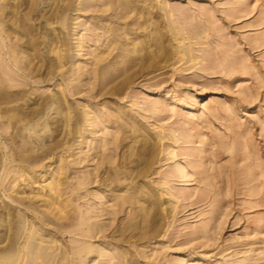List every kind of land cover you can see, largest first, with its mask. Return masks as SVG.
Segmentation results:
<instances>
[{"label": "rangeland", "instance_id": "obj_1", "mask_svg": "<svg viewBox=\"0 0 264 264\" xmlns=\"http://www.w3.org/2000/svg\"><path fill=\"white\" fill-rule=\"evenodd\" d=\"M0 4L5 244L26 220L64 264H264V0Z\"/></svg>", "mask_w": 264, "mask_h": 264}, {"label": "bare ground", "instance_id": "obj_2", "mask_svg": "<svg viewBox=\"0 0 264 264\" xmlns=\"http://www.w3.org/2000/svg\"><path fill=\"white\" fill-rule=\"evenodd\" d=\"M0 39L3 43L2 52L0 49V63L4 64L5 67L11 68L8 61L4 59V55L9 54V60L12 62L13 65L16 67H19V59L18 57L23 54L20 50H4L5 49V40L8 38V31L6 28V25H4V19L6 16H4V6L0 4ZM81 6V7H79ZM77 11L86 10L87 8H90L89 2L79 4ZM10 44V43H9ZM9 48L12 47V44L8 46ZM190 50H186V52L189 53ZM79 56V55H78ZM20 58V57H19ZM87 120H90V116L86 115ZM91 125V124H89ZM25 220V218H24ZM89 219L82 216L80 219V226L87 227L89 225ZM28 227L25 238H22V232L19 231L18 235H14V237L9 238V241L7 244H5L6 239L3 235L0 237V264H64V258L61 257V254L59 251L53 250L52 252L49 251L50 247L44 245V241H41L40 236L41 234L33 229V225L30 222L24 221L23 228ZM90 234V230L87 231ZM22 243H20V240H22ZM97 252V250H93L92 247H86L82 248L79 252L81 255V264H85L87 260L85 255H93ZM59 253V254H58ZM124 264V263H122Z\"/></svg>", "mask_w": 264, "mask_h": 264}]
</instances>
